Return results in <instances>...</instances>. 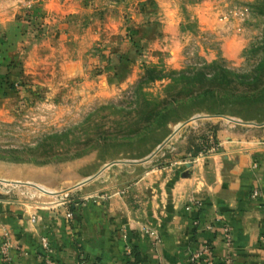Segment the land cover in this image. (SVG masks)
<instances>
[{
  "label": "rangeland",
  "instance_id": "374dc122",
  "mask_svg": "<svg viewBox=\"0 0 264 264\" xmlns=\"http://www.w3.org/2000/svg\"><path fill=\"white\" fill-rule=\"evenodd\" d=\"M216 116L264 131V0H0V199L106 196L200 154Z\"/></svg>",
  "mask_w": 264,
  "mask_h": 264
},
{
  "label": "crops",
  "instance_id": "0c3cea01",
  "mask_svg": "<svg viewBox=\"0 0 264 264\" xmlns=\"http://www.w3.org/2000/svg\"><path fill=\"white\" fill-rule=\"evenodd\" d=\"M199 124L213 128L216 152L168 167L141 164L146 170L129 182L99 188L106 196L90 192L59 207L33 205L23 198L42 196L27 183L58 189L6 181H13L6 192L19 196L0 199V241L6 231L12 243L9 264H45L42 237L54 264H76L80 257L101 264H194L191 255L206 243L214 264L227 257L233 264H264V131L254 134L263 127L217 116L200 118ZM42 189L41 195H55ZM189 197L201 205L187 209Z\"/></svg>",
  "mask_w": 264,
  "mask_h": 264
},
{
  "label": "built area",
  "instance_id": "2783aa9c",
  "mask_svg": "<svg viewBox=\"0 0 264 264\" xmlns=\"http://www.w3.org/2000/svg\"><path fill=\"white\" fill-rule=\"evenodd\" d=\"M217 150H218V142L216 141L214 133L209 131L205 135L204 144L202 146V152L200 154H202L203 152H206V154L214 153ZM257 195H258L257 191L252 192V197H256ZM193 204H195L197 206L201 205L200 201H196L192 197H189L186 208L189 209L190 206ZM67 216L71 217L72 212L68 211ZM195 223L197 224V221H195ZM205 227L207 229L212 228L211 225H206ZM222 230H223V237H224L225 243L227 245H231L232 234H231L229 228L226 225H223ZM146 232H148V231H146ZM11 244H12L11 239H10L8 233L6 231H4L2 234L1 241H0V255H1V261L3 264H9V261H10L9 249L11 247ZM40 246L43 249V251L45 252V255H44L45 264H54V261L51 257V254H50L51 249L49 247V241H48L47 237H42L40 239ZM191 262L194 264L195 263H197V264H214V257L212 255V249H211L210 245L206 243V244H203L199 249H197L191 255ZM76 264H101V263L98 261H89L84 257H80V258H78ZM224 264H233V261L230 257H227L224 260Z\"/></svg>",
  "mask_w": 264,
  "mask_h": 264
},
{
  "label": "trees",
  "instance_id": "16d2710c",
  "mask_svg": "<svg viewBox=\"0 0 264 264\" xmlns=\"http://www.w3.org/2000/svg\"><path fill=\"white\" fill-rule=\"evenodd\" d=\"M154 71H155V69H148L147 72H148V74H153ZM178 75H182L183 76V73L180 72ZM160 78H162V77H154L153 80L160 79Z\"/></svg>",
  "mask_w": 264,
  "mask_h": 264
},
{
  "label": "bare ground",
  "instance_id": "6f19581e",
  "mask_svg": "<svg viewBox=\"0 0 264 264\" xmlns=\"http://www.w3.org/2000/svg\"><path fill=\"white\" fill-rule=\"evenodd\" d=\"M43 190V189H42ZM44 193H48L47 191L43 190Z\"/></svg>",
  "mask_w": 264,
  "mask_h": 264
}]
</instances>
